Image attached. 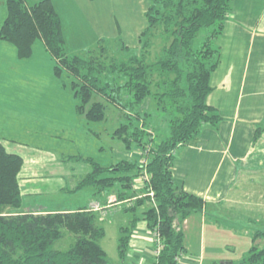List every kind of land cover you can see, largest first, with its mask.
Listing matches in <instances>:
<instances>
[{
  "label": "trees",
  "instance_id": "obj_1",
  "mask_svg": "<svg viewBox=\"0 0 264 264\" xmlns=\"http://www.w3.org/2000/svg\"><path fill=\"white\" fill-rule=\"evenodd\" d=\"M5 3L7 14L0 25V39L13 44L19 58H27L36 38H41L55 60L54 73L70 78V87L78 99L76 110L83 112L92 96L99 95L117 106L126 119L115 128L114 135L123 140L126 148L136 146L144 151L142 160L120 159L105 166L91 157L83 158L90 170L68 191L92 189L104 205L113 189L117 202L153 191L155 204L148 205L151 198L145 195L136 198L132 205L122 206L131 219L118 227L117 255L119 259L126 256L132 230L139 220L136 210L147 205L143 212L146 226L158 234L160 241L152 264H179L178 258L185 251L183 222L191 214L201 212L206 202L174 183L175 151L194 141L203 124L215 127L221 120L216 109L207 103V96L212 90L211 73L220 58L214 40L222 32L232 0H150L145 11L147 25L138 39L139 54L125 61L112 57L110 63L103 53L77 55L66 51L62 19L51 0ZM204 28L210 29L208 35L196 43L197 34ZM156 30L160 49L152 57L151 35ZM101 41L102 38L98 43ZM108 71L118 73L116 82L103 80ZM148 97L168 117V133L158 141L148 140L146 129L133 122L149 115L135 109ZM106 108L103 101H92L85 116L90 121L103 120ZM262 131L258 127L254 138ZM22 165V156L9 152L0 142V264H109L100 244L105 228L99 223L108 214L101 218L86 206L69 211L21 212ZM136 177L143 178L138 192L134 188ZM65 236L71 239L68 247L54 248L53 243ZM257 238H264L263 229L254 230L252 246L242 264H264V247L253 244Z\"/></svg>",
  "mask_w": 264,
  "mask_h": 264
},
{
  "label": "rangeland",
  "instance_id": "obj_2",
  "mask_svg": "<svg viewBox=\"0 0 264 264\" xmlns=\"http://www.w3.org/2000/svg\"><path fill=\"white\" fill-rule=\"evenodd\" d=\"M53 2L57 5L58 13L62 15L65 49L68 53H103L107 63L112 61V57L117 61H125L129 56L139 54L138 39L147 25L145 11L150 0ZM6 14L5 0H0V25ZM209 31V28L201 29L196 43L204 40ZM158 33L159 30H156L151 35L152 57L160 49ZM101 38V43H98ZM97 48L100 51H96ZM89 49L91 52L87 54ZM54 64L55 60L46 50L41 38H36L31 56L27 58H19L14 45L0 39V140L7 139L11 144L19 143L15 149L21 151L24 157L29 154L46 156L44 166L36 170L41 175L35 176L34 184L27 186L32 190L37 189L38 192L32 193V202L27 203L26 209L45 207L54 210L84 205L91 195L89 190L93 192L92 189L76 192L68 190L90 170V164L83 160L85 157H91L105 166L120 159L142 160L144 156L142 147L126 148L123 140L114 135L115 128L126 122L123 112L117 106L94 94L91 101L84 106L83 112L76 110L78 99L70 87V78L66 74L57 77ZM103 76V80L111 83L118 79L116 72L108 71ZM122 96L124 99V94ZM96 100L107 105L105 117L103 120L90 121L85 112L91 102ZM135 109L140 114L149 113L144 120H133L135 125L146 129L148 140H161L168 133V117L157 108L151 97ZM142 179L135 178L134 188L137 192L141 188L139 186L142 185ZM114 190L107 198L110 197L109 200L113 201L112 207L115 210L122 209L123 205H132L138 198L134 196L117 202ZM145 195L149 196L148 193H143L142 197ZM99 201L101 200L92 201L86 207L89 209L93 203ZM150 204L151 202L148 203ZM122 212V217L113 212L99 221L105 228L100 244L105 249L109 262L117 258V227L127 223V212ZM193 218L195 223L190 233H187L190 248L187 253L198 255L201 235L203 255H199L203 257V264H242L252 246V233L208 222L205 227H201L200 215L194 214ZM70 242L71 239L65 236L54 242L53 247L65 249ZM253 244L259 248L264 247V238H259Z\"/></svg>",
  "mask_w": 264,
  "mask_h": 264
},
{
  "label": "crops",
  "instance_id": "obj_3",
  "mask_svg": "<svg viewBox=\"0 0 264 264\" xmlns=\"http://www.w3.org/2000/svg\"><path fill=\"white\" fill-rule=\"evenodd\" d=\"M214 45L220 58L210 76L212 90L207 96V103L216 109L221 120L215 127L203 124L194 141L177 148L172 177L179 189L195 193L205 200L204 209L194 213L200 215L201 227H205L207 222L218 226L223 224L253 234L254 230H264V0H232L231 10ZM258 127H262L263 131L255 139ZM0 142L9 152L23 158L19 183L22 198L28 201L23 199L21 212L78 208L26 209L27 203L32 202V193L38 192L27 186H31L35 176L41 175L36 170L44 166L46 156L29 154L24 157L21 151L15 149L19 143L11 144L7 139ZM89 191L91 195L87 202L79 207L99 200ZM146 207L142 205L136 210L139 220L132 230L126 256L119 259L116 254V260L109 264L153 263L155 243L153 233L144 220ZM122 211L114 208L110 213L119 215ZM194 214L183 222L185 251L179 264H203L201 235L198 255L187 253L190 249L187 233L195 223ZM123 215L120 214V217ZM126 215L128 223L131 214L127 212ZM257 240L259 238L254 243Z\"/></svg>",
  "mask_w": 264,
  "mask_h": 264
},
{
  "label": "built area",
  "instance_id": "obj_4",
  "mask_svg": "<svg viewBox=\"0 0 264 264\" xmlns=\"http://www.w3.org/2000/svg\"><path fill=\"white\" fill-rule=\"evenodd\" d=\"M148 175L145 173L144 174V179H147ZM143 195V193H139L137 195V197H141ZM148 195L151 197V204H155V200H154V196H153V191H149ZM113 201H108V204L104 205L101 202H95L93 203L89 210L91 211H96L99 213L100 216H106L107 214H109L111 212ZM153 238H154V243H155V250H154V254H157L159 248H160V241L158 238V234L153 233ZM180 259L178 258V261Z\"/></svg>",
  "mask_w": 264,
  "mask_h": 264
}]
</instances>
